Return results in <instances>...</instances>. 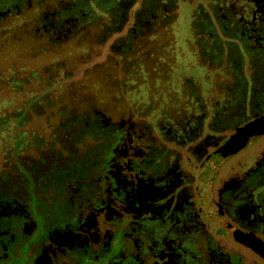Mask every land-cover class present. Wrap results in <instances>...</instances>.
Here are the masks:
<instances>
[{"label": "flooded vegetation", "instance_id": "af4514ba", "mask_svg": "<svg viewBox=\"0 0 264 264\" xmlns=\"http://www.w3.org/2000/svg\"><path fill=\"white\" fill-rule=\"evenodd\" d=\"M184 1L173 96L94 113L96 132L0 129V264H264V134L251 161L224 146L264 115V0H137V25Z\"/></svg>", "mask_w": 264, "mask_h": 264}, {"label": "trees", "instance_id": "16d2710c", "mask_svg": "<svg viewBox=\"0 0 264 264\" xmlns=\"http://www.w3.org/2000/svg\"><path fill=\"white\" fill-rule=\"evenodd\" d=\"M141 6L138 4L137 7V0H0V46L7 42L12 44L20 37L36 41L40 54L54 52L72 40L88 46V52L75 72L65 69L60 61L44 66L40 75L32 71L14 78L19 75L14 69L9 70L14 77L8 72H5L6 76L0 73L1 83L17 91L32 79L43 87L42 90H30L24 106L13 112L18 117L11 121L12 125L7 124L5 114L0 115V129L20 125L26 114L30 119L32 111L36 115H46L47 121L53 119L56 128L102 130L101 121L94 115L107 108L100 106L95 97L87 95L88 82L81 80L89 70L99 71L105 78L102 86L115 90L118 97L124 94L129 104L137 109L142 105L141 110H144L145 103L152 98L173 96L172 89L164 84L173 79L180 65L175 57L176 42L172 34L177 9L169 4H146L140 16L143 22H148L138 26L137 13ZM151 13L155 15L153 19ZM127 20L130 24L123 32L122 27ZM108 25L111 35H114V46H108L110 53L105 46ZM12 27L15 30L10 32ZM92 46L102 47L105 51L93 52L95 48ZM155 56L157 68L150 62ZM110 81L116 82V86H110ZM62 87H67L69 92L51 96ZM46 107L52 109L47 114ZM31 137L39 138L35 132ZM8 138L17 139L16 136ZM20 138L12 140V143L17 145Z\"/></svg>", "mask_w": 264, "mask_h": 264}, {"label": "rangeland", "instance_id": "374dc122", "mask_svg": "<svg viewBox=\"0 0 264 264\" xmlns=\"http://www.w3.org/2000/svg\"><path fill=\"white\" fill-rule=\"evenodd\" d=\"M192 9V5L187 1L179 4V7L177 9V18L172 27V34L174 35L177 49L176 51L178 55H180L181 53L189 52L188 41L192 39ZM11 30L14 31L15 28L12 27L9 31L12 32ZM14 40L15 41H13L12 44L11 42H7L0 46V73H3L4 76L9 74V76L14 77L9 71L10 69H14V71L19 74L14 78L27 75L32 71H36L37 74L40 75V72L44 66H47L51 62L55 63L60 61L64 64L65 69L75 72L76 69L80 66L79 64L81 59L88 52L87 45H79V43H76L74 40H72L61 45L59 49H54V52L40 54L37 51L38 46L36 41L31 39L30 37H20L19 40ZM91 48H95L93 52L97 50L101 51L102 49L103 51H105L102 47L92 46ZM5 72L8 73L6 74ZM81 80L88 82V85L86 87L87 95L89 97H95V101L100 106H104L105 108L115 112L116 114L122 112L125 113L127 112L128 108L131 107L124 94V97L122 95H119L120 97H118V95L115 93V90L111 88L109 89L108 86L107 88L102 86V84L105 82V78L99 71L89 70L86 77H83ZM42 88L43 87L41 85H37L34 79H32L29 83L23 84L21 86V91L12 89L10 86L6 85L5 83H1L0 81V115L5 114L7 119L10 118V115H12L16 109L24 106L23 104L26 97L30 95V90H42ZM65 92H69L68 88L62 87L60 89H57L55 92H52L51 96L56 97ZM121 97L124 99L117 101V98ZM43 104L44 103H42V105ZM138 109L141 110L142 105L138 106ZM50 110H52L51 107H46V114ZM30 112L31 113L29 121L25 122L24 125H21L19 127L20 129H29L31 132L36 130L38 133H41V130L48 127L49 124H54L55 122L53 119L47 121L46 115H36L32 111ZM257 141L249 142L247 146L249 148L244 151L246 153H249L247 161H251L252 154L250 151H254V149H251V147L254 148ZM240 157V155H237L230 161H235ZM208 167L209 165L205 168L207 176H209ZM250 243H252V245H254L264 256V247L260 246L253 240ZM251 249L258 254V251L255 250L252 246Z\"/></svg>", "mask_w": 264, "mask_h": 264}, {"label": "water", "instance_id": "95a60500", "mask_svg": "<svg viewBox=\"0 0 264 264\" xmlns=\"http://www.w3.org/2000/svg\"><path fill=\"white\" fill-rule=\"evenodd\" d=\"M236 132L237 134L228 138L224 144L228 148L227 152L229 154H235L249 142L264 134V115L247 122L245 125L239 127Z\"/></svg>", "mask_w": 264, "mask_h": 264}]
</instances>
